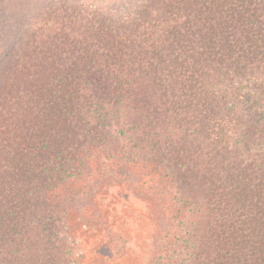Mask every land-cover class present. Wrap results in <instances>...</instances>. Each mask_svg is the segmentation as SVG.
Instances as JSON below:
<instances>
[{
    "label": "trees",
    "instance_id": "16d2710c",
    "mask_svg": "<svg viewBox=\"0 0 264 264\" xmlns=\"http://www.w3.org/2000/svg\"><path fill=\"white\" fill-rule=\"evenodd\" d=\"M133 167L164 264H264V0H0V264H73Z\"/></svg>",
    "mask_w": 264,
    "mask_h": 264
},
{
    "label": "rangeland",
    "instance_id": "374dc122",
    "mask_svg": "<svg viewBox=\"0 0 264 264\" xmlns=\"http://www.w3.org/2000/svg\"><path fill=\"white\" fill-rule=\"evenodd\" d=\"M130 171L123 183L103 184L98 190L94 178L92 200L87 204L91 206L71 214L72 234L76 238L73 264H164L157 257L167 254L161 246L170 242V234L157 221L163 216L165 202L154 197L150 206L140 199L131 183L136 175H143L134 167ZM146 176L145 185L156 187L154 178L148 175L149 183ZM66 193L62 190L56 199H63ZM193 220L197 221V216Z\"/></svg>",
    "mask_w": 264,
    "mask_h": 264
}]
</instances>
